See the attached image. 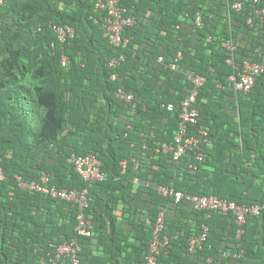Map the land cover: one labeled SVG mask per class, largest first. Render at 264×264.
<instances>
[{"label": "trees", "instance_id": "1", "mask_svg": "<svg viewBox=\"0 0 264 264\" xmlns=\"http://www.w3.org/2000/svg\"><path fill=\"white\" fill-rule=\"evenodd\" d=\"M96 1L0 0V264H42L77 235V207L20 187L17 175L31 181L43 172L60 188L90 191L92 228L78 237L80 264H146L161 211L157 264H264L263 213L240 225L232 213L200 211L158 191L173 185L264 205V71L244 92L233 87L227 62L264 66V11L253 14L264 0H122L136 20L120 46L104 35ZM53 24L72 26L75 36L59 42ZM179 53L177 68L169 67ZM191 72L206 78L199 123L190 128L209 131L203 160L162 151L175 142L181 103L195 88ZM121 88L133 103L117 96ZM73 153L97 155L105 179L84 180L69 163ZM205 224L207 237L191 252Z\"/></svg>", "mask_w": 264, "mask_h": 264}, {"label": "built area", "instance_id": "2", "mask_svg": "<svg viewBox=\"0 0 264 264\" xmlns=\"http://www.w3.org/2000/svg\"><path fill=\"white\" fill-rule=\"evenodd\" d=\"M122 0H97L95 10L100 11L101 20L103 22L104 35L109 38L110 42L116 46L124 45L127 39L124 38L123 33L126 27L132 26L135 23V17L127 15L126 8L122 5ZM232 7L237 11L242 10L243 4L236 1ZM264 10L256 9V15H260ZM253 17H249L248 21L253 22ZM97 22L98 18L95 19ZM199 23V20H198ZM52 29L56 34L58 41L65 44L75 36V29L69 25L53 24ZM229 50L234 51L236 45L232 42L225 41L223 43ZM123 58V57H121ZM182 59V54L179 53L174 61L168 63L169 67L176 69L177 63ZM164 61L163 57L159 58ZM61 62L63 66L71 65V57L69 54L63 52L61 55ZM227 62L232 65L236 73L230 76L233 87L236 90L244 92L250 91L256 84L257 77L264 71V66L256 61L247 60L243 65H237L232 57L227 59ZM117 60L112 58L110 61L111 66H116ZM116 78L115 75L112 76ZM189 80L195 84L193 91L182 101L180 111L179 129L175 134L173 144L164 143L162 151L173 152L175 159H180L184 155L194 153L196 159H204V146H213V142L209 138V131L204 127H197L190 132L191 125L197 126L199 123L200 111L196 105L198 88L201 87L206 78L202 75H197L194 72L189 73ZM117 96L126 101L133 103L135 96L133 93L121 88L117 92ZM175 108L173 103L168 104V109ZM69 163L72 164L76 172L86 181H102L105 179V173L102 170L101 159L93 154L88 153L79 155L73 153L69 157ZM6 178L5 172L0 167V180ZM20 187L30 191L43 192L54 198H59L67 203L72 204L78 208L76 232L77 235L71 239L61 243L56 247L54 253L48 252L42 259V264H80L79 251L81 249L79 243V236L90 235L92 228V220L88 217L86 211L90 205L89 189L84 187L82 189L73 187H58L56 184L51 183V176L47 172H43L39 179L26 181L22 175H17ZM138 180V179H136ZM158 191L164 196L174 197L177 202L186 198L190 200L195 209L200 211L218 210L224 214L232 213L238 224L245 223L247 216L264 214V205L253 204L251 206L241 205L234 201H228L219 198L216 195L200 196L188 194L182 190L176 189L173 185H160ZM165 215L161 211L158 215V220L154 229L153 238L150 245V253L146 258V264H157L158 254L164 243L161 240L160 233L164 228ZM209 226L204 225L203 232L198 236H193L190 239L189 250L193 252L197 247H200L202 242L206 239ZM166 239L165 242H167ZM55 246L54 244H52Z\"/></svg>", "mask_w": 264, "mask_h": 264}, {"label": "crops", "instance_id": "3", "mask_svg": "<svg viewBox=\"0 0 264 264\" xmlns=\"http://www.w3.org/2000/svg\"><path fill=\"white\" fill-rule=\"evenodd\" d=\"M117 215L120 217V211L116 210Z\"/></svg>", "mask_w": 264, "mask_h": 264}]
</instances>
